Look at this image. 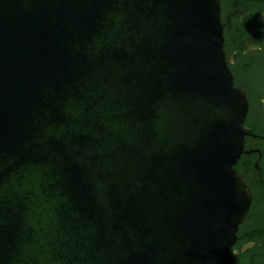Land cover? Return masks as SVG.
<instances>
[{"label": "water", "instance_id": "95a60500", "mask_svg": "<svg viewBox=\"0 0 264 264\" xmlns=\"http://www.w3.org/2000/svg\"><path fill=\"white\" fill-rule=\"evenodd\" d=\"M222 41L218 0H0V264H236Z\"/></svg>", "mask_w": 264, "mask_h": 264}, {"label": "flooded vegetation", "instance_id": "af4514ba", "mask_svg": "<svg viewBox=\"0 0 264 264\" xmlns=\"http://www.w3.org/2000/svg\"><path fill=\"white\" fill-rule=\"evenodd\" d=\"M222 53L234 87L247 101L242 151L233 165L251 194L229 256L236 264H264V0H218ZM252 244L249 247L245 246Z\"/></svg>", "mask_w": 264, "mask_h": 264}, {"label": "trees", "instance_id": "16d2710c", "mask_svg": "<svg viewBox=\"0 0 264 264\" xmlns=\"http://www.w3.org/2000/svg\"><path fill=\"white\" fill-rule=\"evenodd\" d=\"M230 256H231V257H234V255H233L232 253L230 254Z\"/></svg>", "mask_w": 264, "mask_h": 264}]
</instances>
